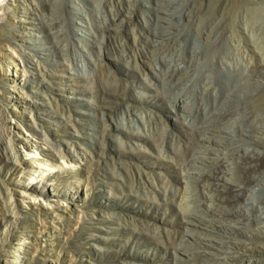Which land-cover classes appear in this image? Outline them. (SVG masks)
<instances>
[{
    "label": "rangeland",
    "instance_id": "obj_1",
    "mask_svg": "<svg viewBox=\"0 0 264 264\" xmlns=\"http://www.w3.org/2000/svg\"><path fill=\"white\" fill-rule=\"evenodd\" d=\"M0 264H264V0L1 4Z\"/></svg>",
    "mask_w": 264,
    "mask_h": 264
},
{
    "label": "bare ground",
    "instance_id": "obj_2",
    "mask_svg": "<svg viewBox=\"0 0 264 264\" xmlns=\"http://www.w3.org/2000/svg\"><path fill=\"white\" fill-rule=\"evenodd\" d=\"M8 1H11V0H0V3L3 5L4 4V2H8ZM0 4V5H1ZM73 22V21H72ZM83 24V23H82ZM240 190V189H239Z\"/></svg>",
    "mask_w": 264,
    "mask_h": 264
}]
</instances>
